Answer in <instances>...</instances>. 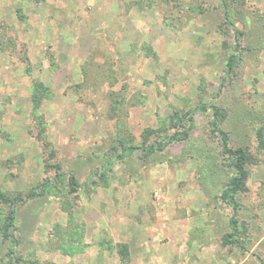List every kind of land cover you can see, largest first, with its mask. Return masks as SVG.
<instances>
[{
  "label": "rangeland",
  "instance_id": "374dc122",
  "mask_svg": "<svg viewBox=\"0 0 264 264\" xmlns=\"http://www.w3.org/2000/svg\"><path fill=\"white\" fill-rule=\"evenodd\" d=\"M262 143L264 0H0V264H264Z\"/></svg>",
  "mask_w": 264,
  "mask_h": 264
},
{
  "label": "trees",
  "instance_id": "16d2710c",
  "mask_svg": "<svg viewBox=\"0 0 264 264\" xmlns=\"http://www.w3.org/2000/svg\"><path fill=\"white\" fill-rule=\"evenodd\" d=\"M228 15V14H227ZM236 35H239L240 33L235 30ZM237 47H239V44H237ZM238 61V55L234 54L232 55L227 63V74L230 75L233 71L234 68L237 64ZM226 80V77H224V81ZM224 83V82H223ZM212 110H213V121H212V127L216 132H218L221 141H222V147H223V153L231 156L234 159V167L236 170V175L231 179L229 182L227 188L223 191L222 198L225 201H228L232 205H236L235 203V196L239 193L245 190V183L249 177V173L246 170V165L253 163L251 155L243 148H238V149H233L230 147V137L227 132H225L221 128V123L223 122V119L225 118V113L223 110H221L219 107L212 105ZM190 126L189 130L193 127V117L190 118ZM188 137V132H185L182 134V136L179 138L177 135H173L172 137L169 138L168 142L165 144L160 143L157 146H150V147H145V151L147 154H153L155 152H163L167 146L170 145V143L175 142V141H182L185 138ZM264 146V144L262 143ZM141 148H136V147H129V148H123L124 154L122 157L125 156H130L132 155L136 150H139ZM60 177V175L57 176V179ZM70 182L71 185L73 186V190H76V183H75V178L74 175H70ZM51 181L44 183L40 187V192L36 193L30 192L27 195H17L15 197H8L4 193L0 192V202L4 204H9L10 205V211L9 214L6 218V225H5V234L8 238L11 240L12 248L10 250V254L8 255H14L16 253V248L18 246V240L16 239L14 233H13V228L15 225V209L17 205L23 204L28 200L35 199L37 197H40L44 195V193L49 189L51 185ZM238 246L241 247V245L238 243Z\"/></svg>",
  "mask_w": 264,
  "mask_h": 264
}]
</instances>
